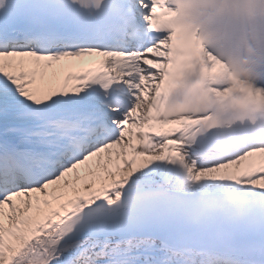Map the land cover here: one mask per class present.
<instances>
[{
  "label": "snow or ice",
  "instance_id": "snow-or-ice-1",
  "mask_svg": "<svg viewBox=\"0 0 264 264\" xmlns=\"http://www.w3.org/2000/svg\"><path fill=\"white\" fill-rule=\"evenodd\" d=\"M186 3L0 0V264H264V213L206 216L172 126L209 55Z\"/></svg>",
  "mask_w": 264,
  "mask_h": 264
},
{
  "label": "clouds",
  "instance_id": "clouds-1",
  "mask_svg": "<svg viewBox=\"0 0 264 264\" xmlns=\"http://www.w3.org/2000/svg\"><path fill=\"white\" fill-rule=\"evenodd\" d=\"M246 10L239 21L242 38L250 48L264 44V0H244Z\"/></svg>",
  "mask_w": 264,
  "mask_h": 264
},
{
  "label": "bare ground",
  "instance_id": "bare-ground-1",
  "mask_svg": "<svg viewBox=\"0 0 264 264\" xmlns=\"http://www.w3.org/2000/svg\"><path fill=\"white\" fill-rule=\"evenodd\" d=\"M207 60L211 63H216V61L210 57ZM184 158H185L184 159L185 166L187 168H190V165H188L187 161H186L187 156L184 155ZM254 160H259L260 162H263L264 161V150L261 151V154L257 153L256 155L254 154V155L250 156L249 158H246L244 162H241L238 165V169L236 172H233V166L231 164H228V166L225 170H217L216 169L214 172L208 173V175L218 177L217 179H203V180H200L198 182H191L190 181L191 188H192V190L198 189V188L209 189L210 192H212L211 190H215L217 188H220L222 186L227 185L228 182L224 180V177H227L228 180H229V178H231V179L235 178L236 174H241L244 171V169L246 167H248V163L250 161H254ZM192 175H194V174H192ZM257 182H258V184H260L261 187H264V178H260L259 180H257Z\"/></svg>",
  "mask_w": 264,
  "mask_h": 264
},
{
  "label": "rangeland",
  "instance_id": "rangeland-1",
  "mask_svg": "<svg viewBox=\"0 0 264 264\" xmlns=\"http://www.w3.org/2000/svg\"><path fill=\"white\" fill-rule=\"evenodd\" d=\"M240 159V158H239ZM238 162V160L236 159L234 162H232V165H234L235 166V164ZM226 165H227V163H225V164H220L219 166H217L215 169H217V170H224V168L226 167ZM200 170H198V171H196V170H194V173L196 174V173H198Z\"/></svg>",
  "mask_w": 264,
  "mask_h": 264
}]
</instances>
